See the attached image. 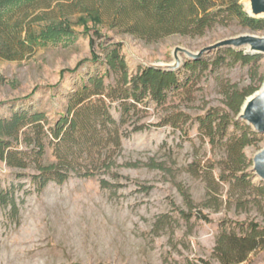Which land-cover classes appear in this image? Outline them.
<instances>
[{
	"label": "rangeland",
	"instance_id": "1",
	"mask_svg": "<svg viewBox=\"0 0 264 264\" xmlns=\"http://www.w3.org/2000/svg\"><path fill=\"white\" fill-rule=\"evenodd\" d=\"M240 2L247 10L246 2ZM53 7L58 8L57 0ZM68 11L67 20L41 25L44 34L34 54L0 59V117L32 108L54 121L66 110L70 91L88 75L105 73L94 56L103 59L104 49L116 43L135 73L149 64L174 63L176 46L198 51L248 31L264 35L228 19L201 36L149 39L127 32L111 17L103 25L83 24L79 8ZM227 49L206 54L209 68L192 74L189 87L175 92L165 106L142 111L123 126L122 148L109 173L71 175L62 184L39 187L34 164L18 168L0 162V264H217L215 247L225 230L241 232L250 223L264 228V196L258 188L264 181L252 169L264 133L256 132L258 141L243 150L252 177L251 186H242L227 170L228 141L241 130L231 125L226 134L217 131L211 137L200 123L212 110L220 116L229 112V86L243 89L264 82V57L255 73L252 64L232 63ZM179 56L182 68L188 59ZM79 63L76 72L61 75ZM112 111L118 119L120 112ZM177 112L188 121L174 127L166 120ZM16 147L31 150L25 143ZM54 158L52 143H46L44 161ZM246 264H264V247Z\"/></svg>",
	"mask_w": 264,
	"mask_h": 264
},
{
	"label": "trees",
	"instance_id": "2",
	"mask_svg": "<svg viewBox=\"0 0 264 264\" xmlns=\"http://www.w3.org/2000/svg\"><path fill=\"white\" fill-rule=\"evenodd\" d=\"M53 1L0 0V59L16 61L34 54L44 34L41 25L67 20L68 10L78 8L83 24L91 20L103 25L105 18L111 17L127 32L149 39L175 33L201 36L228 19L238 20L251 31L264 32V18L250 16L240 0H73L70 5L57 0V9ZM7 3H11L10 6L4 7ZM225 53L232 63L254 65L255 73L261 67L259 54L234 49H227ZM104 54L103 59L94 54V61L102 62L105 73L88 75L70 91L66 110L54 121L46 112L32 108L16 110L10 117H0V162L18 168L34 164L38 172L34 179L39 187L51 181L62 184L71 175L93 178L99 173H109L115 153L122 148L123 126L142 111L165 106L175 92L189 87L192 74L209 68L203 60L204 55L199 60H188L182 68L173 71L143 66L131 73L119 43L105 48ZM81 64L63 70L61 75L76 72ZM107 78L113 80L108 83ZM260 87L229 86L225 92L229 112L220 116L219 111L212 110L200 122L211 137L217 131L227 133L231 125L241 130L240 135L228 141L227 170L236 175L235 182L242 186L249 183L251 186L252 177L246 173L251 161L243 150L259 138L249 126L234 118L245 99ZM113 107L120 112L118 119ZM187 121L188 118L178 112L166 120L174 127ZM19 143H25L31 150L18 149L16 144ZM46 143L53 145L55 158L52 162L44 161ZM102 182L110 186L106 180ZM259 183L260 194L264 196V182ZM262 247L264 228L257 223L242 227L241 232L225 230L215 247L217 264H246L249 256ZM202 264L215 263L203 260Z\"/></svg>",
	"mask_w": 264,
	"mask_h": 264
},
{
	"label": "water",
	"instance_id": "3",
	"mask_svg": "<svg viewBox=\"0 0 264 264\" xmlns=\"http://www.w3.org/2000/svg\"><path fill=\"white\" fill-rule=\"evenodd\" d=\"M246 2V0H244ZM247 12L250 16L264 18V0H248ZM221 48L243 50L248 54H259L264 57V35L253 32H244L236 36L223 38L213 44L203 47L198 51H191L187 48L176 46L174 48V63L171 64H149L161 70H177L183 65L179 53L184 54L188 60H199L204 55ZM237 119L252 127L257 133H264V82L253 94L249 95L241 106ZM252 169L254 173L264 181V147L259 149L252 157Z\"/></svg>",
	"mask_w": 264,
	"mask_h": 264
},
{
	"label": "bare ground",
	"instance_id": "4",
	"mask_svg": "<svg viewBox=\"0 0 264 264\" xmlns=\"http://www.w3.org/2000/svg\"><path fill=\"white\" fill-rule=\"evenodd\" d=\"M246 4H247V6L249 5V1L248 0H246Z\"/></svg>",
	"mask_w": 264,
	"mask_h": 264
}]
</instances>
